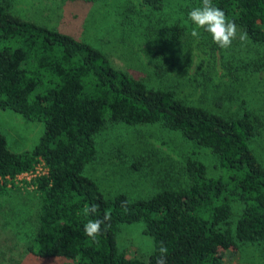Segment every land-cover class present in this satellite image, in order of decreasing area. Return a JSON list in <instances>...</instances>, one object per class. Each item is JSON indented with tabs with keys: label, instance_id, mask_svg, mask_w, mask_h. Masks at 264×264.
<instances>
[{
	"label": "trees",
	"instance_id": "trees-1",
	"mask_svg": "<svg viewBox=\"0 0 264 264\" xmlns=\"http://www.w3.org/2000/svg\"><path fill=\"white\" fill-rule=\"evenodd\" d=\"M62 1L81 7L104 0ZM140 1L156 12H174L157 56L169 63L166 53L172 49L174 65L188 66L193 54L185 20L201 0ZM11 2L0 0V110L19 114L28 124L40 123L44 131L31 145L30 138L20 136L24 151L10 149L0 131V196L19 187L35 204L38 227L31 254L68 264H156L163 244L167 264H223L227 251L264 248V146L257 149L264 144V104L255 103L257 94L264 95V55L258 52L264 50V0H212L248 36L228 49L204 36L196 40L195 50L212 58L194 80L196 86H212V110L113 68L72 23L64 30L48 29L20 18ZM76 17L77 24L83 21ZM218 62L222 72L216 70ZM248 82L256 88L251 95ZM110 123L160 125L208 151L225 177L209 178L193 154L180 168L189 181L186 187L176 180L165 184L170 181L165 167L162 185L149 198L132 200L125 193L110 198L99 180L84 174L97 158L96 135ZM92 203L99 205L98 215L87 214ZM237 204L240 213H235ZM105 216L107 227L102 225V235L90 240L84 225ZM136 223L153 240L146 260L127 257L118 245L121 227Z\"/></svg>",
	"mask_w": 264,
	"mask_h": 264
},
{
	"label": "rangeland",
	"instance_id": "rangeland-1",
	"mask_svg": "<svg viewBox=\"0 0 264 264\" xmlns=\"http://www.w3.org/2000/svg\"><path fill=\"white\" fill-rule=\"evenodd\" d=\"M12 1L14 4L11 2V7L20 18H28L48 29L64 30L71 28V23L77 26L82 40L102 51L113 68L125 72L131 78L151 88L174 90L180 99L193 101L197 104L195 106L213 109L215 103L212 100V86L202 87L194 83L196 71L206 69V63L212 61L211 57H206V53L195 50L196 40H200L201 36L215 45L207 32L201 30L200 37L191 41L192 26L190 22L184 23L188 49L193 54L189 57L188 66L174 65L172 49L170 55L166 53V56L171 57L169 63L157 56L159 45L166 40L163 29L174 13L171 9L156 12L140 0H104L81 7H77L78 4L67 5L62 0ZM69 12L75 16H70ZM81 15L83 17H79ZM74 17L79 19L78 22L81 19L83 21L77 24L72 20ZM238 43L241 41L236 39L232 44ZM205 51L210 53L208 49ZM258 52L259 57L264 55V50L258 49ZM216 70L222 72L219 62ZM260 79L264 80V72L260 73ZM198 81L199 85H205L201 77H198ZM245 88L250 95L256 90L250 82L245 84ZM242 96L247 97L246 94ZM255 99V103L263 107L264 95L260 97L257 94ZM0 125L9 148L18 151L26 148L19 142L20 136L30 138L28 143L31 145L44 131L42 124H28L19 114L10 110H0ZM95 142L97 158L86 166L84 174L99 180L104 193L110 198L119 193H125L132 200L149 198L158 185H162L161 175L165 167L169 169L170 178V181L165 180V184L174 185L171 180H176L180 183L179 187H186L189 181L180 170L193 154L206 167L209 178L225 177V171L218 167L217 160L208 151L205 154L202 149L160 125L127 126L110 123L96 135ZM262 146L264 144L260 143L257 149ZM134 166H137L136 170ZM18 188L0 196V264H68L63 259L42 260L30 253L29 247L33 245L38 227L37 215L33 216L35 204L25 189ZM241 207L237 204L235 213H240ZM143 230L141 223L121 227L118 245L127 257L146 260L153 251V240ZM263 249L243 246L239 251L223 253L222 261L223 264H264L261 260Z\"/></svg>",
	"mask_w": 264,
	"mask_h": 264
},
{
	"label": "clouds",
	"instance_id": "clouds-1",
	"mask_svg": "<svg viewBox=\"0 0 264 264\" xmlns=\"http://www.w3.org/2000/svg\"><path fill=\"white\" fill-rule=\"evenodd\" d=\"M187 20L190 22V35L199 38L201 30L207 32L220 49H228L232 46L234 40L239 39L241 42L247 41V32L238 29L234 21H230L223 10L212 3V0H201L198 6L192 7L187 13ZM99 205L92 203L86 209L88 215H98ZM104 219H89L84 225L85 235L92 241L102 235V225L107 227ZM156 264H167L168 249L163 244L158 249Z\"/></svg>",
	"mask_w": 264,
	"mask_h": 264
}]
</instances>
